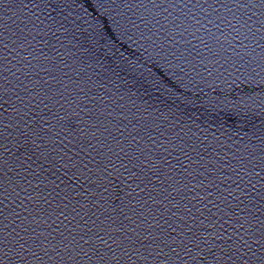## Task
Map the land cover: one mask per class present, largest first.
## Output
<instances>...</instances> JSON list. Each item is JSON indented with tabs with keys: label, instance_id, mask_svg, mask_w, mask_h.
I'll return each mask as SVG.
<instances>
[{
	"label": "water",
	"instance_id": "water-1",
	"mask_svg": "<svg viewBox=\"0 0 264 264\" xmlns=\"http://www.w3.org/2000/svg\"><path fill=\"white\" fill-rule=\"evenodd\" d=\"M0 264H264V0H0Z\"/></svg>",
	"mask_w": 264,
	"mask_h": 264
}]
</instances>
